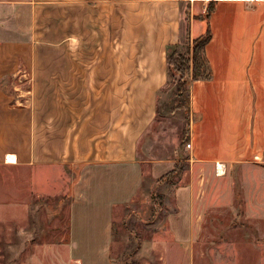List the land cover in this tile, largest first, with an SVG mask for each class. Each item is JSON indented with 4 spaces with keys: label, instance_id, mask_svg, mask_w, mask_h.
Masks as SVG:
<instances>
[{
    "label": "crops",
    "instance_id": "0c3cea01",
    "mask_svg": "<svg viewBox=\"0 0 264 264\" xmlns=\"http://www.w3.org/2000/svg\"><path fill=\"white\" fill-rule=\"evenodd\" d=\"M210 1L0 0V165L34 167V183L46 174L37 191L50 193L79 169L69 247L81 264L110 257L116 209L135 199L147 175L159 179L179 161L177 151L140 159L137 145L169 80L168 54L205 32L207 20L197 16ZM214 1L206 46L212 77L191 85L192 146L167 221L166 244L180 251L199 235L205 186L221 164L220 176L243 185L248 178L249 200L264 214V0ZM48 8H62L57 29L42 27ZM22 65L36 72L24 90L14 83ZM229 182L224 206L235 201Z\"/></svg>",
    "mask_w": 264,
    "mask_h": 264
},
{
    "label": "rangeland",
    "instance_id": "374dc122",
    "mask_svg": "<svg viewBox=\"0 0 264 264\" xmlns=\"http://www.w3.org/2000/svg\"><path fill=\"white\" fill-rule=\"evenodd\" d=\"M61 11L62 8H48L42 27L61 26L64 19ZM51 39V35L43 36L45 41ZM191 44L192 39L186 37L173 48L186 52ZM46 55V45L40 46L38 56L44 60ZM44 70L45 64L39 61L37 72ZM16 72L15 86L27 89L31 85L29 77L33 78L36 72L24 65ZM188 79L190 72L174 69L170 73L167 85L159 93L155 119L141 134L137 145L140 159L170 157L177 151L179 160L188 166L185 150L191 125V86L179 91V83ZM41 101L44 108L45 96ZM40 135L46 136V130ZM33 169L0 165V264H81L79 258L72 257L69 247L76 198L74 183L79 169H71L67 175L69 185L55 193L37 191L38 186L44 188L46 174L40 173L44 179L39 177L42 180L34 183ZM143 170L147 174L148 167ZM221 172L217 169L205 186L207 201L202 200V206L206 207L200 211L203 223L192 247H186L185 251L166 244L167 221L177 211L175 192L183 183L185 171L162 181L147 175L135 199L115 211L111 255L103 264H264V214L255 207L256 201L249 200L252 185L248 178L243 185L241 181L238 183L239 178L230 180L220 176ZM232 180L235 201L224 206L231 201ZM220 190L228 193L221 198ZM216 200L220 202L215 206L205 204Z\"/></svg>",
    "mask_w": 264,
    "mask_h": 264
},
{
    "label": "trees",
    "instance_id": "16d2710c",
    "mask_svg": "<svg viewBox=\"0 0 264 264\" xmlns=\"http://www.w3.org/2000/svg\"><path fill=\"white\" fill-rule=\"evenodd\" d=\"M215 3L214 0L210 1L206 9V15L197 16V18L207 20L205 32L192 41V44L188 47L186 52L176 47L168 54L167 61L171 74L174 69L182 73L190 72V79L186 80L184 83H179V91L184 87L187 88L186 85L191 86L192 83L197 80L210 79L212 77V68L206 55V46L213 37L210 16L215 10ZM185 170L184 160H179L172 170L162 175L158 180L162 181L165 178L172 179L174 176L181 175Z\"/></svg>",
    "mask_w": 264,
    "mask_h": 264
},
{
    "label": "bare ground",
    "instance_id": "6f19581e",
    "mask_svg": "<svg viewBox=\"0 0 264 264\" xmlns=\"http://www.w3.org/2000/svg\"><path fill=\"white\" fill-rule=\"evenodd\" d=\"M9 158V162H12V163H14V162H16V156H9L8 157ZM221 166H223L222 164H221ZM221 166H220V170H221Z\"/></svg>",
    "mask_w": 264,
    "mask_h": 264
},
{
    "label": "built area",
    "instance_id": "2783aa9c",
    "mask_svg": "<svg viewBox=\"0 0 264 264\" xmlns=\"http://www.w3.org/2000/svg\"><path fill=\"white\" fill-rule=\"evenodd\" d=\"M192 146L191 142L187 143V148H190Z\"/></svg>",
    "mask_w": 264,
    "mask_h": 264
}]
</instances>
